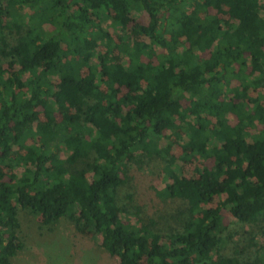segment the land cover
Segmentation results:
<instances>
[{"label":"trees","instance_id":"obj_1","mask_svg":"<svg viewBox=\"0 0 264 264\" xmlns=\"http://www.w3.org/2000/svg\"><path fill=\"white\" fill-rule=\"evenodd\" d=\"M260 88L264 0H0V264L24 247L12 200L44 225L100 235L120 264H264V243L252 259L217 253L222 210L264 238ZM165 131L196 177L174 168ZM141 154L162 161L158 196L182 201L180 229L119 216L117 189Z\"/></svg>","mask_w":264,"mask_h":264},{"label":"rangeland","instance_id":"obj_2","mask_svg":"<svg viewBox=\"0 0 264 264\" xmlns=\"http://www.w3.org/2000/svg\"><path fill=\"white\" fill-rule=\"evenodd\" d=\"M146 14H141L140 19L145 22ZM44 29H50V25L45 24ZM115 40L119 39L120 32L110 29ZM103 52L104 46H99ZM236 83L232 80L231 84ZM262 93L264 103V88L258 89ZM189 97L182 100L183 107L189 105ZM41 118H44L42 109L38 108ZM235 123V120L232 121ZM174 137L170 131L163 132L160 145L164 146L168 141H173ZM28 139L26 143L32 142ZM181 142H174L170 154L176 159L174 168L179 169V174L187 178L196 177V168L199 163L195 157L183 160L186 152L183 150ZM14 150L24 153L22 146H14ZM70 150L60 145L57 156L66 158ZM15 154H13L14 156ZM163 163L159 157L146 158L144 154L128 161L125 182L117 189L116 202L118 214L124 222L137 223V221L147 222L154 220L153 229L162 235L181 228L186 214L184 206L178 198H162L158 192L165 184V175L162 167ZM18 167L17 171H21ZM91 180V174H88ZM222 198H215L206 207H214ZM12 203L18 209V219L21 224V238L24 247L12 259L11 264H120L119 257L108 253L102 246L100 235L93 234L90 230L79 232L74 223L62 218L55 224L47 226L42 223L41 216L31 214L22 209L15 200ZM123 210V211H122ZM223 221L227 229L223 232V243L217 252L221 255L230 256L236 250L239 258H254L259 247L264 243L262 236L254 238L256 226H240L235 223L233 216L226 210H222Z\"/></svg>","mask_w":264,"mask_h":264}]
</instances>
